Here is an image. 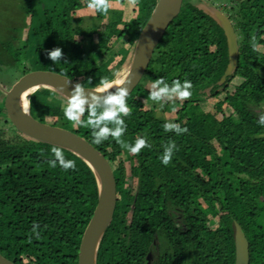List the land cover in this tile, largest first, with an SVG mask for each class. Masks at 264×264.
Listing matches in <instances>:
<instances>
[{
	"label": "trees",
	"instance_id": "trees-1",
	"mask_svg": "<svg viewBox=\"0 0 264 264\" xmlns=\"http://www.w3.org/2000/svg\"><path fill=\"white\" fill-rule=\"evenodd\" d=\"M159 1L121 0L126 6L121 20L112 19L110 7L106 15L94 10L92 24L85 26L88 0H25V34L18 44L12 34L4 45L12 69L20 72L18 79L50 71L91 89L102 78L116 79L114 64L131 65ZM193 1H183L131 94L122 139L134 143L137 136L145 138L150 147L139 154H130L111 137L93 144L91 128H73L65 118V96L56 90L40 87L29 95L33 118L81 136L113 169L117 205L97 264H235L236 223L249 241V264H264V125L258 122L264 114V87L259 85H264V47L253 51L250 43L256 35L264 45V0H230L226 11L238 39V61L226 77L230 57L225 31ZM55 47L64 53L58 63L47 58ZM193 61L206 70L192 84L190 99H148L157 78L169 84L193 78ZM244 75L248 81L235 83ZM258 93L261 101L254 98ZM5 100L0 90V254L14 264H79L82 239L99 202L96 174L64 148L76 169L65 171L58 163L50 167L54 145L19 131ZM142 103L149 104L162 128H151ZM159 108L165 113L172 109L174 118L157 117ZM166 122L188 131L165 132ZM191 125L206 127V137L195 134ZM169 142L178 150L165 166L160 157ZM34 225H39V238Z\"/></svg>",
	"mask_w": 264,
	"mask_h": 264
},
{
	"label": "water",
	"instance_id": "water-1",
	"mask_svg": "<svg viewBox=\"0 0 264 264\" xmlns=\"http://www.w3.org/2000/svg\"><path fill=\"white\" fill-rule=\"evenodd\" d=\"M183 1H159L140 35L133 62L124 79L125 82L132 81L128 97L141 82L150 65L155 47L179 14ZM204 11L212 16L225 31L230 57L225 77L229 76L235 71L238 61V39L235 29L229 17L217 10L212 12L207 9ZM75 83L70 78L55 72H30L22 76L6 93L5 107L10 121L19 131L31 138L60 146L75 153L85 160L95 172L99 185V202L82 239L79 264H97L102 238L111 223L117 205V185L110 162L104 154L81 136L70 130L40 122L31 116L30 111L25 112L21 107V105L23 106V96L31 90L47 87L65 96V94L71 93ZM235 228V264H249V241L238 223L235 224ZM0 264L14 263L0 254Z\"/></svg>",
	"mask_w": 264,
	"mask_h": 264
},
{
	"label": "clouds",
	"instance_id": "clouds-1",
	"mask_svg": "<svg viewBox=\"0 0 264 264\" xmlns=\"http://www.w3.org/2000/svg\"><path fill=\"white\" fill-rule=\"evenodd\" d=\"M132 2L136 3L137 0H132ZM87 7L106 15L111 7V2L110 0H88ZM261 39H264V37H261ZM250 43L253 51H258L261 47H264V45L257 42L256 35H252ZM63 56L64 53L60 47L47 51V58L54 63L60 62ZM116 77L112 80L106 77L102 78L94 89H88L80 82L75 83L71 93L65 94L62 110L65 118L71 122L73 128L83 126L92 129L93 144L99 145L111 137L130 154H139L145 147H150L145 138L137 136L134 143H128L122 139L127 129L124 117L131 115L127 97L132 81L125 82L121 80L119 78L120 73H116ZM192 87L191 81L187 79L183 82L176 79L169 84L164 78H157L150 84L148 99L155 102L175 103L177 100L183 102L190 99ZM21 107L22 110L26 111L22 105ZM85 114H87V118L83 119ZM258 122L264 125V114L260 115ZM163 128L165 132L175 131L177 135L188 131L187 128H182L179 123L173 122H166ZM177 150L175 142L165 144L160 157L161 162L167 166ZM51 153L54 159L48 161L50 167L55 168L58 163L65 171L76 169L75 161L66 159L62 147L52 146ZM38 227L39 225H34L33 232H36ZM36 235L39 238L38 232H36Z\"/></svg>",
	"mask_w": 264,
	"mask_h": 264
},
{
	"label": "rangeland",
	"instance_id": "rangeland-1",
	"mask_svg": "<svg viewBox=\"0 0 264 264\" xmlns=\"http://www.w3.org/2000/svg\"><path fill=\"white\" fill-rule=\"evenodd\" d=\"M111 2V17L115 21H119L123 18V15L126 13V6L121 3V0H110ZM196 5L201 7L204 10L209 9V11L217 10L221 14L228 17V13L226 9L230 8V0H194L193 1ZM25 0H0V90L7 93L12 86L20 79L18 77L20 76V72H15L12 69V58L9 56V54L6 52V47L4 46L6 42L9 40V37L12 34H16L17 36L14 38L17 39V44L20 38L22 39V35L25 34V30L28 24L25 12L23 11ZM94 10L88 9L87 14L85 15V26H90L92 24V18L94 16ZM12 37V38H13ZM13 38V39H14ZM19 39V40H18ZM15 40V39H14ZM133 62V59L131 61V64ZM117 63V62H116ZM114 64V71L116 73H120L119 78H125L131 65L128 66V63H125V67H122L120 65ZM190 69L194 73V77L190 78L188 80L191 81L192 84L196 83L201 75L205 72V64L201 63H195L194 61L190 64ZM129 67V69H128ZM117 78V77H116ZM249 76L244 75L243 78H238L235 80V83L238 84H244L246 81H248ZM261 88L264 87L262 82L259 83ZM143 96V95H140ZM255 100L261 101L263 99L262 94L258 93L255 97ZM132 96L130 95L127 97V104L129 105L132 102ZM140 110L143 114H145L146 118L151 121V128L153 130H157L159 128H162L161 121H155L152 117V113L150 112V106L147 103H142L139 105ZM157 117L160 118H174L175 111L172 109H168V112L165 113V111L161 110L160 108L157 109L155 112ZM166 114V115H165ZM166 116V117H165ZM191 130L201 136L206 137V127H193L190 126ZM227 132V129H226ZM191 142L195 143L193 139H191Z\"/></svg>",
	"mask_w": 264,
	"mask_h": 264
},
{
	"label": "bare ground",
	"instance_id": "bare-ground-1",
	"mask_svg": "<svg viewBox=\"0 0 264 264\" xmlns=\"http://www.w3.org/2000/svg\"><path fill=\"white\" fill-rule=\"evenodd\" d=\"M121 80L124 81L125 78H120ZM33 90H31L30 92H27L24 96H23V99H22V103H23V109H26L25 112H28L30 111V104L29 103V95L32 93ZM39 92V91H38ZM31 101V100H30Z\"/></svg>",
	"mask_w": 264,
	"mask_h": 264
}]
</instances>
